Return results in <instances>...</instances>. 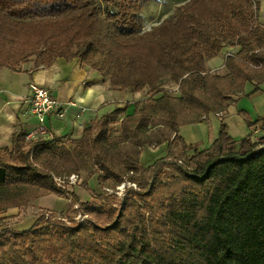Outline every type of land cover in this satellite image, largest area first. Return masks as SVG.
Wrapping results in <instances>:
<instances>
[{
    "label": "trees",
    "instance_id": "obj_1",
    "mask_svg": "<svg viewBox=\"0 0 264 264\" xmlns=\"http://www.w3.org/2000/svg\"><path fill=\"white\" fill-rule=\"evenodd\" d=\"M156 1L0 0V68L20 72L28 63L38 69L79 60L106 76L113 90L148 96L132 115L126 109L104 115L73 142L105 182L118 186L133 173L142 179L132 181L137 188H127L117 206L113 196H97L103 204L92 206L73 192L87 223L41 214L28 230L4 228L0 264H264V143L245 140L237 148L222 124L212 148L188 158L194 148L179 135L182 125L219 113L218 101L228 107L246 83L264 79L261 3L188 0L143 31L142 12ZM227 47L239 49L225 58L227 73L211 74L207 62ZM165 79L180 96L163 88ZM123 115L122 136L108 142L110 118ZM247 122L264 131V119ZM25 137H15L11 151L0 150V230L5 209L66 197L53 175L90 165L57 138ZM165 143L167 155L144 176L143 149Z\"/></svg>",
    "mask_w": 264,
    "mask_h": 264
},
{
    "label": "crops",
    "instance_id": "obj_2",
    "mask_svg": "<svg viewBox=\"0 0 264 264\" xmlns=\"http://www.w3.org/2000/svg\"><path fill=\"white\" fill-rule=\"evenodd\" d=\"M259 1L262 2V0ZM260 23L264 27L261 15ZM229 51V48L224 50L225 54L227 53L226 56L232 54ZM100 78L101 76L97 71L82 66L79 60L67 62L64 59H57L52 66H41L38 69L33 68V63H28L22 66L20 72H15L9 68H0V150L11 151L14 138L22 132L27 134L30 125L38 121L37 117L30 112L28 101L31 95L30 84L32 83L49 89L64 109V118H58L55 115H49L46 118L45 124L53 138L80 139L85 128L92 122L100 120L104 115L111 114L118 109H128L130 112V97L132 96L125 92L113 90L109 81L106 80L105 82ZM254 84L257 85L258 82H254ZM258 88L261 90L260 92H264V79ZM258 106L257 119H264V103L261 102V105ZM219 112L224 115V112ZM252 129L255 134L259 132V127ZM248 137L241 141L232 137V140L239 148L244 140L250 138ZM166 145L168 146L165 143L161 147H166ZM71 188L73 190V187ZM76 189L73 192L79 196ZM79 192L82 197L89 198L84 191ZM90 199L92 200V198ZM68 201L67 197L59 198L55 195H47L35 201L32 206H26L21 210L10 208L11 213L9 214L23 216L32 210L35 219H38L41 215L38 213L44 210H52V214L69 211L71 203Z\"/></svg>",
    "mask_w": 264,
    "mask_h": 264
},
{
    "label": "rangeland",
    "instance_id": "obj_3",
    "mask_svg": "<svg viewBox=\"0 0 264 264\" xmlns=\"http://www.w3.org/2000/svg\"><path fill=\"white\" fill-rule=\"evenodd\" d=\"M186 1L188 0H157L154 3L146 5L142 12V16L144 19L143 31H148L152 27L161 23L165 18H167L170 14L174 12L177 6L184 4ZM260 13H261L260 14L261 20L264 23V0H262L261 2ZM227 48H229L230 54L231 53L237 54V52L239 51L238 48H232V47H227ZM226 55L227 53L225 54V52H222L221 55L210 60V63L209 61L207 62V68L211 74L224 76L227 73L225 69V58L227 57ZM98 74L101 76L100 80H103L105 82L106 80L109 81V79L106 76L101 75L99 72ZM88 81H90L89 78ZM257 87L258 85L254 84L253 82L246 83L244 85L241 94L232 96V100L234 102H231L228 107H226L224 100L218 101L215 105L216 106L215 111L217 112L222 111L224 112V115L217 116L216 112H213L208 115H205L207 116L205 120H202V118L197 119L195 121L189 120L190 123H186L182 125L179 133L180 136L184 138L185 142L188 145H191L194 148V150L187 152L188 158H191L195 152H203L206 150H210L213 146V143L220 136L222 124H225L227 126L228 135L231 136V138L233 137L237 141H241L249 136L250 138L248 137L249 138L248 140H250L252 143L253 142L256 143L258 146H261L264 143V141H262V138L264 137V131L259 127V132L255 134L253 129L248 125L247 122L248 119L251 120L252 122L258 120L257 119V115L259 114L258 105L259 104L261 105V102L264 103V92H260L261 91L260 89L257 90ZM163 88L173 96H180L179 87L167 79L163 81ZM128 94L132 96L130 97L131 107H130V112L128 111V109L126 110L125 115H129V114L132 115L134 113L135 103L146 100L148 96L146 92L141 94L140 93L139 94L128 93ZM219 113L221 114V112ZM124 117L125 116L123 115L119 117L113 116L110 118V123L112 122L111 123L112 130L108 133L107 138L105 140H107L108 142H114L115 140H117V138L122 136L121 120ZM94 132L96 133L97 131ZM80 139H74V140L58 139L62 145H67L68 147L77 148V150H79L78 152H81L86 159L90 160V165L87 170H81L79 172H76L81 177V183L77 185L76 187L77 189L74 186L73 190L72 188H66L64 190L69 192V194L66 197L69 200L68 202L71 203L70 210L63 212H56V214H50L52 210L48 209L38 214H46L50 216L52 215L55 217V219L58 220L62 219V221H64L65 223L67 222L69 224L72 223V221L75 222L84 221L86 218H87L86 220H89L90 217L86 213H84L82 210L77 211V209L75 208V206L76 205L79 206V204L74 202V199L72 197L73 191H75V189L77 190L76 192L80 196V197L78 196V198L81 201L90 203V205L92 206H97L96 204L98 202L99 205L103 204L102 201H99L96 198L97 196H100L104 193L103 186H108L110 188L115 187L113 186V184H111L112 181L110 182L104 181V177H103L104 173L100 171L96 165H94L90 154L85 152L82 149V147H76V144H73L74 141H79ZM167 149H168L167 145L166 147L160 146L158 148H155L154 146H147L143 149V153L141 155V160H140L141 163L140 167L141 169L144 170V176L149 177L150 174L147 171V169L150 166H152L157 159L165 157L167 155ZM173 151H175V149ZM174 153L178 161L183 162V164L181 165L186 166L187 161L183 157H180V152L177 150ZM67 176L69 175L63 174L62 176H58V177L64 178ZM131 176L132 175H130L129 177ZM129 177H127L126 180L127 182H129L130 180L131 183L133 181L138 184L139 182L142 181L139 175L138 176L135 175L133 176V178H129ZM78 189L79 191H84L87 194V196H89V198L86 199L82 197V195L79 194L80 192L78 191ZM117 192L119 193L118 194L119 196H123L122 195L124 192L123 189L122 191H117ZM92 193L94 194V196L92 195ZM119 196L113 198L111 197L110 202H112V204H115L116 206L119 205V201H120ZM90 198H92V200ZM38 200L32 199L27 206H32L33 204H35V201ZM104 207H106L107 209L109 208L108 204L104 205ZM9 209L10 208L5 209L4 210L5 212L2 214V217L7 218L6 219L7 221L5 223V227L1 228L0 235L2 234V230H4V228H7L13 232L28 230L33 226V224L37 220L35 219L32 210H31L32 213L30 212L23 216L22 215L12 216L9 214L11 213V210L9 211ZM19 209L21 210L22 208ZM81 213H82L81 218H79L80 217L79 215ZM84 222L87 223V221ZM12 237L13 235L10 236V238ZM0 243H5V238L3 239L0 238Z\"/></svg>",
    "mask_w": 264,
    "mask_h": 264
},
{
    "label": "built area",
    "instance_id": "obj_4",
    "mask_svg": "<svg viewBox=\"0 0 264 264\" xmlns=\"http://www.w3.org/2000/svg\"><path fill=\"white\" fill-rule=\"evenodd\" d=\"M30 91H31V95L28 100L30 104V112L37 117L38 121L37 123L30 125L25 137V141L29 142L37 137H42V136L44 137V139L52 141L54 138L50 134L45 124L46 118L49 115H55L58 118H64L65 116L64 109L62 105L53 97L49 89L38 86L35 83H32L30 84ZM216 115L221 116L223 114L216 113ZM206 118L207 116L205 115L202 116V120H205ZM179 163L183 164L182 161H179ZM130 175L133 176V173H130ZM53 177L57 186L63 190L74 186L77 187V185L81 183V177L78 173H72L71 175L64 178L56 177L55 175H53ZM126 180L127 179H125V181ZM125 181L122 182L120 185L112 188L108 186H103V192H104L103 194L106 196L118 197L119 193L117 191H122L123 189L124 192L122 195L124 196L125 195L124 193L127 188H131V187L135 189L137 188V185L133 182L131 183L130 180L129 182L127 181L125 182ZM123 196H119V198L121 199ZM75 208L77 209V211L79 210L78 205H76ZM50 214H52V212ZM81 215L82 213L79 215L80 216L79 218H81ZM86 219L84 221H88ZM84 221H79V222L85 223Z\"/></svg>",
    "mask_w": 264,
    "mask_h": 264
}]
</instances>
